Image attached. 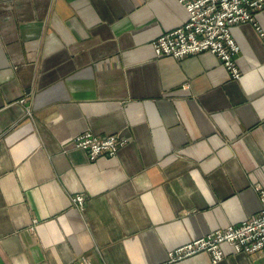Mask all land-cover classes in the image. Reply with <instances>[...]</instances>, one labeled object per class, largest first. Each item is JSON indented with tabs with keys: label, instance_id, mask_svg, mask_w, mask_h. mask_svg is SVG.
Segmentation results:
<instances>
[{
	"label": "crops",
	"instance_id": "obj_1",
	"mask_svg": "<svg viewBox=\"0 0 264 264\" xmlns=\"http://www.w3.org/2000/svg\"><path fill=\"white\" fill-rule=\"evenodd\" d=\"M187 18L178 0H0V264H160L259 212L264 10L230 27L238 80L208 52L155 55ZM85 131L124 144L90 161Z\"/></svg>",
	"mask_w": 264,
	"mask_h": 264
},
{
	"label": "built area",
	"instance_id": "obj_2",
	"mask_svg": "<svg viewBox=\"0 0 264 264\" xmlns=\"http://www.w3.org/2000/svg\"><path fill=\"white\" fill-rule=\"evenodd\" d=\"M185 8L188 18L180 27L170 30L151 45L157 57L171 56L176 59L208 52L215 56L230 79L238 80L240 71L235 64L238 47L230 35V27L239 23L256 26L254 14L264 10V0H178ZM257 28V26H256ZM72 144L82 150L88 160L99 156L113 157L124 144L117 135L98 137L85 131L74 137ZM259 212L238 225L207 233L167 253L160 264H176L178 261L200 252L210 255L211 264L222 259L220 245H230L236 253L254 257L264 256V189H257ZM73 205L81 207L84 198L76 195Z\"/></svg>",
	"mask_w": 264,
	"mask_h": 264
},
{
	"label": "rangeland",
	"instance_id": "obj_3",
	"mask_svg": "<svg viewBox=\"0 0 264 264\" xmlns=\"http://www.w3.org/2000/svg\"><path fill=\"white\" fill-rule=\"evenodd\" d=\"M82 196V195H81ZM84 198V197H83ZM73 204V203H72ZM74 206V205H73ZM83 206H84V202H83V205L81 206V207H79V208H77V209H82L83 208ZM75 207V206H74Z\"/></svg>",
	"mask_w": 264,
	"mask_h": 264
}]
</instances>
